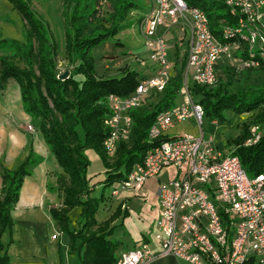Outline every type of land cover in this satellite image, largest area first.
I'll return each mask as SVG.
<instances>
[{"label":"trees","instance_id":"16d2710c","mask_svg":"<svg viewBox=\"0 0 264 264\" xmlns=\"http://www.w3.org/2000/svg\"><path fill=\"white\" fill-rule=\"evenodd\" d=\"M9 1L28 24L26 44L10 41L15 54L18 53L28 67H20L7 54L1 55L0 89L9 78L17 81L24 111L33 121H39L45 144L63 170L57 175L63 206L60 209L51 208V217L61 232L68 234V248L80 264H116L124 250H121V242L113 239L116 224H111L118 216L119 207L107 220L98 223L95 214L99 207L107 203L103 202L106 198L113 200L115 196L111 190L109 196L104 191L99 196L93 194L95 186L101 181L97 183L87 176L90 161L86 150L93 148L102 158L107 175L101 182L102 186L113 185L112 188H115L133 164L142 161L144 154L154 145L148 139L147 129L155 115L179 101L186 57H181L179 66L173 68L172 77L162 92L153 93L154 100L129 111L133 118L131 135L128 140L118 143L116 161L109 165L102 146L107 134L103 120L110 112L106 98L109 94L130 95L142 77L133 70H124L122 75L112 78L97 77L95 63L102 55L97 52L95 57L91 51L101 48L107 39L124 28L123 21L129 9L137 8L139 4L134 0H104V5L110 6V10L106 17L101 18L103 0H65L69 24L65 32V48L73 68L68 78L60 79L56 70V46L47 24L30 7L29 0ZM187 2L190 7H199L207 15L209 28L217 37H220L224 25L235 24L236 18L229 13L224 0ZM105 19L107 26L102 23ZM34 41L37 74L31 64ZM220 62L216 65L217 80L213 86L198 85L193 81L187 86L190 94L197 98L194 101L201 104L211 122L224 120L223 110H232L239 115L254 112L249 122L242 123L240 134L234 139L235 147L229 153L238 156L242 168L252 177L264 171V62L257 68L241 69L236 67L237 61L233 64L226 60ZM151 103L152 106H149ZM251 125L257 126L260 137L256 142L245 143L251 137ZM39 159L30 152L18 167H5L0 174V264H8L2 234L13 225L11 211L18 200L23 177L31 173L33 163ZM75 207H80L77 227H73L68 216V212ZM103 208L105 212L108 203ZM245 264L257 263L251 259Z\"/></svg>","mask_w":264,"mask_h":264},{"label":"built area","instance_id":"2783aa9c","mask_svg":"<svg viewBox=\"0 0 264 264\" xmlns=\"http://www.w3.org/2000/svg\"><path fill=\"white\" fill-rule=\"evenodd\" d=\"M187 1L151 0V9L139 21V31L147 58L154 64L152 75L139 81L130 95L109 94L106 98L110 112L103 120L107 134L102 146L110 156L118 143L131 135L129 111L143 105L148 94L163 90L172 77L167 40L158 28L178 25L186 30L180 99L155 115L147 129L154 145L111 190L113 196L138 194L148 178L168 168L173 170V177L158 185L154 235L159 250L141 240L122 250L116 264H148L165 255L190 264H245L251 259L264 264V171L251 177L237 155L215 150L213 135L205 136L201 128L203 107L192 99L187 86L188 79L213 86L216 65L222 60L237 61L240 69L257 68L264 62V0H224L236 20L223 26L220 37L209 28L207 15ZM137 59L140 64L145 62ZM191 120L200 128V135L168 136L176 124ZM259 137L254 126L246 143Z\"/></svg>","mask_w":264,"mask_h":264},{"label":"crops","instance_id":"0c3cea01","mask_svg":"<svg viewBox=\"0 0 264 264\" xmlns=\"http://www.w3.org/2000/svg\"><path fill=\"white\" fill-rule=\"evenodd\" d=\"M134 1L139 4L137 8L129 9V14L134 17V19H130L128 13L126 16L130 20H134L132 21V26L118 30L113 38L107 39L100 46L101 48L93 53H101V60L111 62L117 60V63L124 61L129 65V70L137 72V74L144 79L152 75L154 64L147 58L144 45H142L141 31H139L138 27L141 16L151 9L152 2L151 0ZM126 19L123 23H127L128 20ZM158 30L159 33L164 34L169 52L171 50L170 48H172V42H176V40L174 41L175 38L182 39L188 35L187 32H185L186 30L178 25L170 26L169 29L161 26ZM122 41L128 43V46ZM137 57L144 59L145 62L140 64ZM170 60L172 61V58H170ZM172 64L174 68V61H172ZM159 92L162 91L154 93L158 94ZM151 99H154L153 92L144 97V105L147 103L146 101ZM179 99L180 93L177 100ZM188 123L190 124L191 121ZM188 123L176 124L171 128L169 133L175 132L172 136L181 133L195 134L191 128L185 126ZM28 124H34V121L22 107L19 84L16 80L9 78L7 83L0 89V169L3 170L5 167L13 169L18 167L19 163H21L30 152L34 153L36 157H40V159L33 163L31 173L23 177L24 179L19 190L20 194L18 200L11 211L13 221L11 236L14 237V240H11L8 244L9 240H6V237L4 238L2 235V241L7 253L9 256H12L13 260L18 258L20 262H27L28 260L38 259L40 264H80L77 256L71 253L68 248L70 243L68 234L61 232L56 221L53 220L50 214L51 208L60 209L63 206L62 195L61 192L58 191L57 177V175L62 174L63 170L56 162L50 149L46 146L40 131L38 133H31L24 129ZM217 129H219V127ZM217 129L215 128V130ZM134 195L129 192L121 193L122 199L127 202H129ZM45 201H47L48 204L47 209L44 206ZM120 201L121 200H119V202ZM113 203H117V196L113 198ZM74 209L78 210V207ZM74 209L70 210L68 214ZM105 212L103 211V213L95 214L98 223L107 220L109 215L105 216ZM76 213H74L73 217H75ZM70 219L72 218L70 217ZM111 224H116L114 235H116L117 240L122 242V244L120 243L122 246L121 250L133 248L141 240L149 242L154 251L159 250V245L156 241L150 240L145 235L135 240L129 230H127V236L121 241L118 216ZM72 225H75L73 219ZM57 232L58 235L53 237ZM130 237L133 239L131 240ZM124 240H126L127 244H123ZM148 264L190 263L181 258L165 255L164 257H157Z\"/></svg>","mask_w":264,"mask_h":264},{"label":"rangeland","instance_id":"374dc122","mask_svg":"<svg viewBox=\"0 0 264 264\" xmlns=\"http://www.w3.org/2000/svg\"><path fill=\"white\" fill-rule=\"evenodd\" d=\"M29 2H30V7L47 24L49 33L52 36L53 41L55 42V46H56L55 61L57 63L56 70L58 74H61L64 71H69V72L72 71L73 64L71 63V58H69L65 48L66 45L65 32L69 27V24L66 20V13L68 9L67 2L65 0H29ZM100 7L102 8L100 17L104 18L108 15L107 13L110 10V6L108 7V5L106 6L100 5ZM128 16L130 17V19H134V17H132L130 14ZM130 19L129 18L126 19L128 21L127 23H125L126 25L123 24L124 28L132 26V21L134 20H130ZM102 23L104 26L108 25L106 19L102 20ZM27 30H28L27 22L22 19L20 13L17 11L16 8L13 7L12 3L9 0H0V56L7 54L9 58H11L14 61V63L18 64L20 67H28V64H26V61L24 59L20 58V55H18V53L15 54V51L13 50L14 45L10 43V41L16 40L19 44L22 45L26 44ZM175 40L176 42H172L171 44L172 48H170L171 50L169 52L170 58H172V61H174L175 64L174 69L177 68L176 66H179V62H181L180 59H182L181 57H184L185 59V54H186L185 38L182 39L175 38L174 41ZM122 42L128 46V43H126L125 41ZM142 45H143V36H142ZM35 46H36V42L34 41L32 45V50H33L32 52L34 53L31 56L32 58L31 64L34 73L37 74L38 71H37L36 58L35 56H33L36 52ZM95 51H98L97 48L95 49ZM91 52L95 56L96 53H93L94 52L93 49ZM219 64L223 65V63L221 62ZM95 65H96L95 72L97 77L99 78L101 77L112 78L115 76H120L122 71L129 70L130 68L129 65L126 64L124 61L123 62L120 61L119 63H117V60L111 62L100 59V61H96ZM80 77L81 76H78V78ZM187 81L188 83L191 82L190 79H188ZM191 97L193 100L197 99L192 95ZM152 104L153 103L148 105L152 106ZM222 114L224 120L222 121L217 120L214 121V123L211 122L209 117L205 116L201 128L203 129L205 136H208L209 134L213 133L214 148L216 151H220L223 154H229L232 152V150L235 147L234 139L240 134V130L243 127L242 123L249 122L252 119L254 112L253 113L245 112L239 115L233 112L232 110L230 111L223 110ZM29 126L32 127L31 130L29 129ZM185 126L191 128L196 135H200L201 130L200 128L197 127V125L193 120H191L190 124L188 123ZM254 126L255 125H251L250 132L252 127ZM218 127L219 129H217ZM215 128L217 130H215ZM24 129L31 133L33 132L38 133L40 131L39 121L35 120L34 124L31 125L28 124L24 127ZM174 133H168V136H172ZM117 151L118 148L113 155L108 156L107 154H105L109 165L113 164L116 161L115 159L117 158V154H118ZM86 155L88 157V160L90 161V164L87 168V176L93 181H96L97 183H99L100 181L102 182L107 175L105 173V166L101 156L93 148L87 149ZM1 172L2 170L0 169V174ZM173 173L174 172L172 169H166L162 171L160 175L148 178V180L144 182L142 190L138 194L132 196L129 202L124 201L122 199L121 193L123 192L117 195V203H113L112 199H111L112 202H110L111 200L108 198H106L103 201L108 203V208L106 209V212L104 214L105 216L111 215L114 212V210L117 207H119L118 217H119V231H120L121 241L127 236L128 234L127 230L131 231L132 236L135 240L145 235L150 240L155 241L154 234L157 231L155 227V220L158 216L157 213L159 209V201L157 196L158 185L163 180L173 177ZM1 182L2 179L0 178V192L2 187ZM101 182L95 186L93 194L99 196L100 193L104 191L105 195L109 196L110 190H112L113 185L103 187ZM119 200H121L122 202L119 203ZM107 203L100 206L96 214L103 213V209H104L103 207L107 205ZM44 206L46 209L48 208L47 201H45ZM79 211H80V207H78V210L74 209L70 214H68L69 219L71 217L74 220L75 225L73 227L78 226L77 218L79 215ZM74 213H76L75 217H73ZM11 231H13L12 227L7 229L2 234L4 238L6 237V240H12V241L14 240V237L11 236ZM130 238L131 240L133 239L132 237ZM113 239H117L116 235L113 236ZM123 242H124L123 244H127L126 240H124ZM8 264H40V263L38 259L28 260L27 262L26 261L20 262L18 258L13 260L12 256L11 255L9 256L8 254Z\"/></svg>","mask_w":264,"mask_h":264},{"label":"water","instance_id":"95a60500","mask_svg":"<svg viewBox=\"0 0 264 264\" xmlns=\"http://www.w3.org/2000/svg\"><path fill=\"white\" fill-rule=\"evenodd\" d=\"M68 75H69V71H64L61 74H58L57 77H59L60 79H66L68 78Z\"/></svg>","mask_w":264,"mask_h":264}]
</instances>
